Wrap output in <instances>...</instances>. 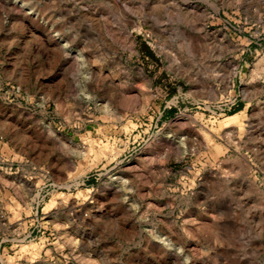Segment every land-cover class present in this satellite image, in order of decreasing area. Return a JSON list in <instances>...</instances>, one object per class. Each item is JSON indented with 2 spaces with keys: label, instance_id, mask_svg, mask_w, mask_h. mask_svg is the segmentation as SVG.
Returning a JSON list of instances; mask_svg holds the SVG:
<instances>
[{
  "label": "rangeland",
  "instance_id": "1",
  "mask_svg": "<svg viewBox=\"0 0 264 264\" xmlns=\"http://www.w3.org/2000/svg\"><path fill=\"white\" fill-rule=\"evenodd\" d=\"M0 264H264V0H0Z\"/></svg>",
  "mask_w": 264,
  "mask_h": 264
},
{
  "label": "bare ground",
  "instance_id": "2",
  "mask_svg": "<svg viewBox=\"0 0 264 264\" xmlns=\"http://www.w3.org/2000/svg\"><path fill=\"white\" fill-rule=\"evenodd\" d=\"M236 118V116H232V117H227V120L225 121V122H227L228 121V123H230V121H234L233 119H235ZM227 123V124H228ZM230 125H232V124H230ZM230 125H227V126H230ZM222 127V126H221Z\"/></svg>",
  "mask_w": 264,
  "mask_h": 264
}]
</instances>
